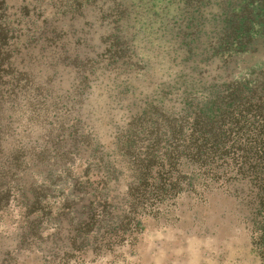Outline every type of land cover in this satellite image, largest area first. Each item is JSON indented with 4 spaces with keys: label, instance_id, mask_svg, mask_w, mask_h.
I'll return each mask as SVG.
<instances>
[{
    "label": "rangeland",
    "instance_id": "obj_1",
    "mask_svg": "<svg viewBox=\"0 0 264 264\" xmlns=\"http://www.w3.org/2000/svg\"><path fill=\"white\" fill-rule=\"evenodd\" d=\"M0 127V264H264V0H0Z\"/></svg>",
    "mask_w": 264,
    "mask_h": 264
},
{
    "label": "trees",
    "instance_id": "obj_2",
    "mask_svg": "<svg viewBox=\"0 0 264 264\" xmlns=\"http://www.w3.org/2000/svg\"><path fill=\"white\" fill-rule=\"evenodd\" d=\"M234 110H235V107H233L232 105H230V110L225 111V108H224V110L222 111V114L221 115L214 116L213 118H211L210 122H214L215 124H217V123H225L226 125H232L234 123L233 122L234 119H236V117H233L234 116V113H233ZM177 114L178 115H177L176 118L175 117H171V115L170 116L169 115L160 116L161 117V121H162V119H164V121H165L164 122V126L166 128H170L173 125H175L173 123H176V126L178 124V126L184 127V130L186 131V134H187L188 131H191L190 134L187 135V137L189 136L188 138L190 139V137L193 134L192 133L193 124L194 123L195 124L196 123L197 124H200L203 121H201L200 118L197 119V120H196V118H192L191 113L189 111H186L185 109L179 111ZM237 115L240 116L242 118V120H243L244 119L243 116H246L247 114L244 111L239 110V112H237ZM169 119H171V120H169ZM190 120H192V121H190ZM203 120H205V119H203ZM235 123H238V122H235ZM4 127L6 128L7 126H4ZM160 127H162V125H160ZM0 128H2V127H0ZM153 130H155V131H153ZM160 130H161V128L160 129H151L150 131H143V132H140L138 135H131V136H132V138H137V136H140L141 135V137L139 138L140 141H143L141 139H144V141H145V139L147 140L150 136L155 137V138H153V137L152 138L154 140H157L158 138H156V137L157 136H161V135H164L167 138L172 139V141H175L176 140L175 136H172L171 133L167 134L166 132L160 131ZM228 131L230 133H233L232 132V128L229 129ZM186 134L182 135V138L183 139L186 137ZM218 135H220V134H217L216 136H218ZM235 135H238V133L237 134L234 133V136ZM160 139H161V137H160ZM166 154L167 153L163 152V155L162 156L165 157ZM0 192H2V191H0ZM23 200L28 202L27 199H23ZM3 204H4V198L2 199V197H1L0 198V207H3L4 206ZM34 206H35V204L33 205V207L31 209H35Z\"/></svg>",
    "mask_w": 264,
    "mask_h": 264
},
{
    "label": "crops",
    "instance_id": "obj_3",
    "mask_svg": "<svg viewBox=\"0 0 264 264\" xmlns=\"http://www.w3.org/2000/svg\"><path fill=\"white\" fill-rule=\"evenodd\" d=\"M243 230L244 228L241 227V229L239 230L237 229L236 233H233L232 235H228V236H226L224 233L215 232L205 237H201L203 244L201 245L200 252L205 258H208V256L213 258L216 257L219 258L220 256L225 254L226 242L233 238L243 237ZM253 240L255 242V245L258 247V236L255 229L253 230ZM210 245H213L214 248L210 249L209 248ZM140 256L141 257L146 256V253L142 252ZM148 258H150L149 260H151V264H152L153 263L152 260H154V257L148 255Z\"/></svg>",
    "mask_w": 264,
    "mask_h": 264
}]
</instances>
